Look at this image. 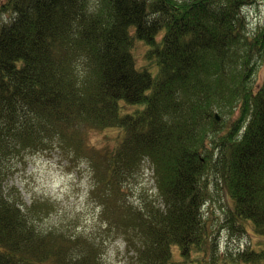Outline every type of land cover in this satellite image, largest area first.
Listing matches in <instances>:
<instances>
[{"label":"trees","instance_id":"trees-1","mask_svg":"<svg viewBox=\"0 0 264 264\" xmlns=\"http://www.w3.org/2000/svg\"><path fill=\"white\" fill-rule=\"evenodd\" d=\"M256 2L0 0V264H109L117 241L127 264L264 262L255 243L219 255L207 211L221 190V227L264 236V22L252 32L243 12ZM109 129L112 147L89 146ZM54 154L92 174L98 227L46 224L56 202L10 185Z\"/></svg>","mask_w":264,"mask_h":264},{"label":"rangeland","instance_id":"rangeland-1","mask_svg":"<svg viewBox=\"0 0 264 264\" xmlns=\"http://www.w3.org/2000/svg\"><path fill=\"white\" fill-rule=\"evenodd\" d=\"M243 12H245L249 24V30L254 32L256 27L264 22V1L257 0L255 4L246 7ZM5 21H8V16L0 12V24L5 23ZM135 53L138 64L144 63L145 48L139 45ZM256 74L254 80L257 85H260L264 80V61ZM117 133L116 129L92 131L87 142L91 147H112L109 139L115 137ZM18 168L19 172L11 178L10 185L19 189L27 203H31L34 198H49L52 202H56V215L51 216L46 224L64 220L70 227L75 226L76 229L91 230L98 227L96 220L99 210L95 208L88 196L92 187V174L84 164L75 169L70 168L59 155L54 154L52 157L46 155L32 156L28 159L27 166H19ZM141 182L143 184L138 186V190L143 189L145 194H151L154 191L153 174L148 167L144 170ZM227 203L232 204L230 198L223 191L214 190V201H210L207 205L208 212L209 207L214 210L215 232L213 240L217 242L218 254L236 256L240 251H245L254 243L256 250L264 249V236H233L227 227H221L225 220V212L228 210ZM257 243L261 244L257 246ZM108 248L109 252L106 258L109 264H127L124 242L117 241ZM258 264H264V262Z\"/></svg>","mask_w":264,"mask_h":264},{"label":"water","instance_id":"water-1","mask_svg":"<svg viewBox=\"0 0 264 264\" xmlns=\"http://www.w3.org/2000/svg\"><path fill=\"white\" fill-rule=\"evenodd\" d=\"M219 115H217V119L220 120V117H218Z\"/></svg>","mask_w":264,"mask_h":264}]
</instances>
